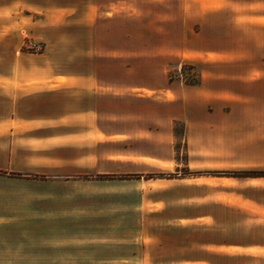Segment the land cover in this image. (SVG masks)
<instances>
[{
	"label": "crops",
	"instance_id": "crops-1",
	"mask_svg": "<svg viewBox=\"0 0 264 264\" xmlns=\"http://www.w3.org/2000/svg\"><path fill=\"white\" fill-rule=\"evenodd\" d=\"M87 2L71 69L2 73L0 51V228L28 227L29 201L42 227L89 229L53 246L90 264H264V175L235 174L264 171V7H236L264 0Z\"/></svg>",
	"mask_w": 264,
	"mask_h": 264
},
{
	"label": "rangeland",
	"instance_id": "rangeland-1",
	"mask_svg": "<svg viewBox=\"0 0 264 264\" xmlns=\"http://www.w3.org/2000/svg\"><path fill=\"white\" fill-rule=\"evenodd\" d=\"M87 1L0 0L2 73L9 71L12 74L19 75L21 71L25 70L24 66H27L28 75L37 74L36 61L41 54H44L41 56L43 60L46 61L47 56L54 59L58 58L60 63L71 69L74 45L83 42L82 35L75 29V19H78L79 14L87 10ZM236 7L237 10L245 12L249 8H262L264 4L249 7L248 4L242 3ZM227 10L229 11V9ZM135 25H138L136 21L130 23V27H136ZM80 36L82 39H80ZM243 36L241 37V45H247L248 40ZM232 39V32L230 30L226 31V44L232 45ZM234 56L235 52L226 53L224 65L220 66L219 71L227 76H232L234 70L238 71L239 66L233 67ZM13 61L16 62V65L10 66ZM169 66L171 78L177 76L184 83L185 80L198 81L199 65L173 61ZM61 82H66V80L61 79ZM49 83V80H45L30 84L38 87L40 84L48 85ZM176 135L179 140L182 135L181 123L176 125ZM244 172L248 171H237L235 174L238 176L251 175ZM189 173L191 172L188 169L181 168L176 172L167 173L165 177H184ZM33 178L37 181L44 179L41 175ZM112 178L115 177L105 174L92 177V179L97 180ZM38 183L28 181V192L40 190ZM41 225L40 205L34 206L28 201V227L0 228V264H90V253L86 249L81 250L82 248L79 245L64 242V244L53 246L57 239L66 241L73 235L79 236L88 232V228H56L42 227ZM91 264H95L94 261ZM139 264H148V261H139Z\"/></svg>",
	"mask_w": 264,
	"mask_h": 264
},
{
	"label": "trees",
	"instance_id": "trees-1",
	"mask_svg": "<svg viewBox=\"0 0 264 264\" xmlns=\"http://www.w3.org/2000/svg\"><path fill=\"white\" fill-rule=\"evenodd\" d=\"M184 66V65H183ZM182 66V67H183ZM185 82L186 83H188V84H195V83H197L198 81H187V80H185ZM245 174H251V175H257V176H260V175H264V171H248V172H244Z\"/></svg>",
	"mask_w": 264,
	"mask_h": 264
}]
</instances>
